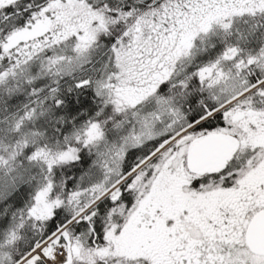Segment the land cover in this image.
<instances>
[{
  "label": "snow or ice",
  "instance_id": "1",
  "mask_svg": "<svg viewBox=\"0 0 264 264\" xmlns=\"http://www.w3.org/2000/svg\"><path fill=\"white\" fill-rule=\"evenodd\" d=\"M0 264H264V0H0Z\"/></svg>",
  "mask_w": 264,
  "mask_h": 264
}]
</instances>
